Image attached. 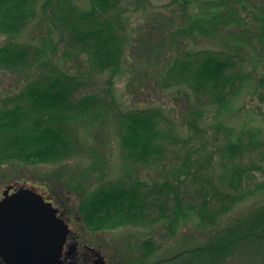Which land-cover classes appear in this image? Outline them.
Wrapping results in <instances>:
<instances>
[{
	"label": "trees",
	"instance_id": "obj_1",
	"mask_svg": "<svg viewBox=\"0 0 264 264\" xmlns=\"http://www.w3.org/2000/svg\"><path fill=\"white\" fill-rule=\"evenodd\" d=\"M122 2L0 0V70L24 79L20 92L0 100V168L84 156L82 129L112 113L122 174L113 180L101 173L95 189L79 188L76 209L88 229L151 227L144 238H134L133 255L121 258L126 264H149L163 242L176 240L185 226L194 231L191 241L168 258L172 264H264V200L224 224L235 208L264 190V131L251 127L235 134L218 119L231 112L249 84L263 99L264 74H254L256 68L248 72L245 63L246 46L264 55V0H170L166 5L181 13L176 26L157 28L155 50L162 56L166 44L175 54L172 64L162 67L160 83L188 89L179 124L158 107L120 110L114 86L129 42V10ZM233 3L252 14L250 24ZM33 25L47 26L39 43L29 39ZM199 40L212 45L201 46ZM59 50L69 57L85 55L87 72H65L49 58ZM93 73L106 78L104 86L89 90L85 86L96 82ZM146 169L159 178L144 179ZM156 225L165 230L160 243Z\"/></svg>",
	"mask_w": 264,
	"mask_h": 264
},
{
	"label": "rangeland",
	"instance_id": "obj_2",
	"mask_svg": "<svg viewBox=\"0 0 264 264\" xmlns=\"http://www.w3.org/2000/svg\"><path fill=\"white\" fill-rule=\"evenodd\" d=\"M75 1L85 5V0ZM138 1L123 0L122 2V6L129 10L125 14L128 17L129 42L127 58L122 65V73L116 78L114 96L122 111L142 106L158 107L171 123L179 124L187 105V96L183 92H187L188 89L184 85L165 87L160 83L159 74L164 71L162 67L167 68V65L173 61L170 57L175 54L173 51L170 52L166 44L161 46L162 56L158 55L155 48L159 45L157 42L159 38L157 28H168L170 22L176 26L181 12L177 9L173 10V6L166 7L170 0H140L139 4ZM250 1L260 4L263 0ZM233 5L240 12L242 18L247 16L246 22L250 24L252 14L249 15L241 4L235 5L233 3ZM252 9H254L253 6ZM194 10H192V13H194ZM47 31L46 25L39 27L33 25L29 31V39L39 43L41 37ZM2 43H4V38L0 37V45ZM200 43L201 46L212 45L208 41H201ZM246 47L250 52L245 63L246 70L252 72L256 68L254 74L257 72L264 74V55L255 53L253 48L249 46ZM128 57L129 60H127ZM49 58L60 65L67 73H86L88 70L89 64L85 55L69 57L59 50L55 55H49ZM93 74L95 75L92 80L97 83H90L85 86L89 90L104 86L103 80L106 77H97L96 73ZM83 80L92 82L88 77H84ZM23 84L24 79L19 74L0 70V100L15 96L20 92ZM179 88H181L182 94L178 93ZM254 92L255 87L249 84L232 103L231 112H223L218 117L219 120L227 123L229 127H233L235 134H238L241 129L246 130L251 127L264 131V89L261 91L263 99H260L259 95ZM212 118L213 116H209L207 125L210 126L214 122ZM81 132V142L86 149V152L83 153L84 156H74L60 163L25 165L21 162H14L3 165L0 168V194H2L8 182L36 185L41 192L47 191L50 195L59 199L60 204L66 210L76 213L79 188L86 191L93 190L98 185L96 178L101 173H105L106 179L114 180L121 176L123 168L122 152L118 135L115 132L112 113L107 118L94 121L92 125L82 129ZM212 143L211 140L210 145ZM142 176L148 181L159 178L155 170L149 169H146ZM259 180L262 181L263 177H259ZM262 194H264V190L257 198H252L235 208L224 220V224L229 223L236 216L248 211L259 202L262 203L264 200ZM78 228L86 233L87 238H93L99 244L107 242L117 264L118 261L126 264L121 258L126 257L127 253L132 254L131 248L135 243L134 238L137 236V238L142 239L151 230V227H122L91 234L88 229L84 228L81 220L78 222ZM153 230H155L154 235H156L158 243L163 242L165 230L163 231L162 227L157 225L153 227ZM192 232L194 231L190 230L188 226L182 227L176 240H172L170 243L163 242V245H165L163 250L157 253L149 264H172L168 258L191 241Z\"/></svg>",
	"mask_w": 264,
	"mask_h": 264
},
{
	"label": "water",
	"instance_id": "obj_3",
	"mask_svg": "<svg viewBox=\"0 0 264 264\" xmlns=\"http://www.w3.org/2000/svg\"><path fill=\"white\" fill-rule=\"evenodd\" d=\"M9 186L0 200V257L5 264H65L68 224L34 187Z\"/></svg>",
	"mask_w": 264,
	"mask_h": 264
},
{
	"label": "flooded vegetation",
	"instance_id": "obj_4",
	"mask_svg": "<svg viewBox=\"0 0 264 264\" xmlns=\"http://www.w3.org/2000/svg\"><path fill=\"white\" fill-rule=\"evenodd\" d=\"M9 186H13V189L10 191L12 193L20 188L22 184L8 182L2 194H0V200L3 199L4 192ZM53 206L58 209V216L68 224L70 229L62 256L65 264H117L111 252L112 250L108 248L107 242L99 244L93 238H87L86 233L78 228L80 217L77 211L76 213H72L73 211L66 210L61 204H53ZM84 228L88 229L85 225ZM88 230L91 234L99 233L90 229ZM0 264H5L1 257Z\"/></svg>",
	"mask_w": 264,
	"mask_h": 264
}]
</instances>
